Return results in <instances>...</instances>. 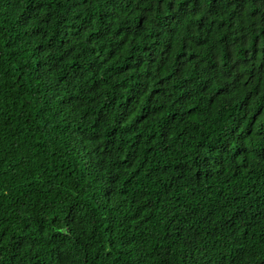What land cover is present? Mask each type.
I'll use <instances>...</instances> for the list:
<instances>
[{"label":"trees","instance_id":"obj_1","mask_svg":"<svg viewBox=\"0 0 264 264\" xmlns=\"http://www.w3.org/2000/svg\"><path fill=\"white\" fill-rule=\"evenodd\" d=\"M0 264H264V0H0Z\"/></svg>","mask_w":264,"mask_h":264}]
</instances>
